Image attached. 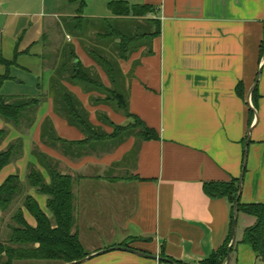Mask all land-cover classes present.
Wrapping results in <instances>:
<instances>
[{"label":"crops","instance_id":"obj_1","mask_svg":"<svg viewBox=\"0 0 264 264\" xmlns=\"http://www.w3.org/2000/svg\"><path fill=\"white\" fill-rule=\"evenodd\" d=\"M126 1L155 7L149 16L158 22V36L121 66L125 74L132 72L127 76L129 111L154 129L159 139L131 134L71 144L86 136L49 94L31 124L22 118L16 125L0 117V129L7 130L0 152L21 144L19 154L0 171V186L10 175H18L23 183L8 209H0V242H7L11 227L17 225L14 214L19 208L36 226L23 206L27 195L52 217L47 195L27 180L35 167L50 183L46 161L73 178V232L93 255L79 264H172L118 249L96 254L130 239L131 247L146 253L164 252L186 264H200L225 243L231 226L229 201L209 197L205 182H228L244 173L241 202L264 204V0ZM75 50L78 54L77 46ZM53 72L47 68L39 86L44 94ZM101 78L110 86L108 76ZM64 83L81 100L99 132L111 134L110 121L131 123L109 103L89 105L99 92H88L68 80ZM239 83L244 95L237 91ZM99 112L107 122L99 120ZM47 119L51 123L45 124ZM241 218L243 226L237 228L229 264L264 263L251 245L238 243L256 222V217L245 213H239Z\"/></svg>","mask_w":264,"mask_h":264},{"label":"trees","instance_id":"obj_2","mask_svg":"<svg viewBox=\"0 0 264 264\" xmlns=\"http://www.w3.org/2000/svg\"><path fill=\"white\" fill-rule=\"evenodd\" d=\"M112 16L108 18L89 17L82 13V5L79 13L72 16L71 23L66 22V29L69 33L81 40L89 41V33L96 29L101 35L119 39L118 51L120 58L129 60L132 54L143 44L139 43L145 38H149L148 46H151L153 39L159 34L158 22L152 18L149 22H155V30L148 31L142 35H129L121 28L114 25L116 20L126 19L128 17H145L155 12V7L150 4H131L126 0H113L109 3ZM136 45H135V44ZM134 46L132 47V45ZM152 51L149 49L148 53ZM96 61L106 70L109 77L110 86H106L102 79H97L89 73L78 57L75 46L68 44L63 50V62L58 68L57 73L51 76L48 94L54 100L55 106L61 108L62 113L68 120L79 127L86 138L81 141H73L71 144L86 145L93 140L102 138L122 139L129 136L136 128H140L138 137L143 139H159L158 133L148 127L145 122L137 115L129 111L127 93L120 91L121 81L118 75H123L118 64L110 62L99 52H93ZM77 59L75 62L74 60ZM5 63L4 60H2ZM70 64L69 81L80 84L88 92L98 91L106 93V98H96L97 103H109L116 101L119 108L123 110L127 118L133 119L128 125L122 126L113 124L114 130L111 134L99 132L89 120V113L85 109L81 100L68 89L64 84V75L59 76L62 70H67ZM8 66V63H5ZM8 72L0 77V86L4 78H8ZM113 85V86H112ZM112 86V87H111ZM127 89V88H126ZM258 87L253 92L254 103L258 100ZM240 95H244L242 83L237 86ZM112 95H111V94ZM7 99L0 94V117L7 122L18 125L21 119L30 109L37 112L38 107L43 102L42 98H17ZM92 100L94 98L92 97ZM35 112V114H36ZM36 117V116H35ZM107 121V116L104 117ZM51 123L49 119L45 124ZM7 135L6 129H0V144ZM52 137V135H51ZM21 145V144H20ZM18 144L0 152V171L15 158L21 146ZM45 165L51 176V182L47 183L43 174L35 167L31 168L28 174L29 186L36 189L40 194L47 195V207L52 213L50 217L39 205L38 201L32 196L27 195L24 198L23 206L33 215L36 220V226H32L24 217L23 210L17 209L14 219L17 225L11 227V232L7 242H0V264H15L17 261H57L61 264L76 262L90 255L81 242L78 232H73L75 224V208L73 194V178L68 174H62L54 166L45 161ZM23 183L18 175H10L0 186V209L5 211L12 204L17 196L22 192ZM240 190V179H233L228 182L210 181L204 183V191L211 198H226L231 205V226L230 233L225 243L216 250L211 256L202 260L200 264H225L228 256V248L233 238V221L235 215V204ZM239 213H245L256 217L254 225L248 227L238 243L249 244L254 252L264 261V204L263 203H238ZM135 239H138L135 237ZM132 240V239H130ZM130 240L121 243V246L131 247ZM149 240V239H145ZM237 243V244H238ZM133 248V247H132ZM235 247H233L232 252ZM161 257L168 260L166 262H175L177 264H186L182 260L167 256L161 252Z\"/></svg>","mask_w":264,"mask_h":264},{"label":"rangeland","instance_id":"obj_3","mask_svg":"<svg viewBox=\"0 0 264 264\" xmlns=\"http://www.w3.org/2000/svg\"><path fill=\"white\" fill-rule=\"evenodd\" d=\"M111 1L113 0H0V77L5 76L7 72L9 73L8 78H4L0 86V94L9 100L32 97L47 99L48 93L44 94L45 91L39 86L44 84L47 68L54 69L53 74L57 73L63 62V50L68 44L77 46L79 50L77 55L80 59L94 62L89 66L83 65L97 79H102V76L106 77L107 73L100 62L95 60L92 53L96 51L110 62L118 64L123 71L121 63L124 61L120 58L117 44L119 39L104 35L100 37V32L93 29L89 33V41H86L78 39L66 29V22L71 23L70 19L79 13L81 5L82 13L85 16L111 17L112 11L109 7ZM150 19L152 17L149 15L128 17L116 20L114 25L129 35H142L155 30V22H149ZM148 39L145 38L137 45L140 43L147 44ZM2 60L7 62L8 66ZM69 67L70 64L68 63L67 70L62 68L58 73L59 76L64 75V80H68V83L70 82ZM123 73L118 77L123 79L120 80L122 84L120 91L125 94L127 93V76H130L132 72L125 74L123 71ZM63 84L68 88L64 81ZM109 84L111 85V83ZM93 98L94 100H88V104L93 105V107L101 106V103L96 102V98H104L105 100L106 93H96ZM109 105L117 113L123 111L116 101L109 102ZM35 112L33 108L30 109L23 117V123L31 124L35 120ZM97 114L100 121L107 122L104 118L105 114L102 112ZM116 119L118 116H115ZM131 122H134L133 119ZM139 129H134L132 133H138ZM25 131L27 132L28 129ZM242 226L243 220L241 218L237 228L240 229ZM259 264L264 263L260 262Z\"/></svg>","mask_w":264,"mask_h":264},{"label":"water","instance_id":"obj_4","mask_svg":"<svg viewBox=\"0 0 264 264\" xmlns=\"http://www.w3.org/2000/svg\"><path fill=\"white\" fill-rule=\"evenodd\" d=\"M74 61L76 62L77 59H75ZM257 82H258V80H257ZM257 82H256V85H257ZM248 144H249V141H247L246 145H248ZM245 163H246V161H245ZM243 174H242V176L240 178V190H239L237 201H236V204H235V215H234V221H233V238H232V241H231V243L229 245V248H228V256H227V260H226L225 264H229L230 261H231V253H232V249L234 247V244H235V241H236V237H237V225H238V219H239L238 203H239V201L241 199L242 185H243ZM112 249L129 251V252L135 253V254H137L139 256L147 257V258H153V259H158V260H163V259L168 260L167 258H163L161 256L150 254V253H146V252H144L142 250H139V249H136V248L120 246V245L100 250L96 254H102V253H105V252L110 251ZM92 256L93 255L87 256L85 259L81 260L80 263L92 258ZM75 263L76 262H71V263H66V264H75ZM171 263L172 264H177V263L172 262V261H171ZM194 264H197V263H194Z\"/></svg>","mask_w":264,"mask_h":264}]
</instances>
